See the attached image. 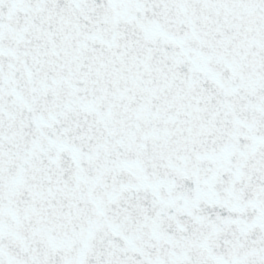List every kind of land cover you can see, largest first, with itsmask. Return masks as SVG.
<instances>
[{
  "label": "snow or ice",
  "instance_id": "6c2138e0",
  "mask_svg": "<svg viewBox=\"0 0 264 264\" xmlns=\"http://www.w3.org/2000/svg\"><path fill=\"white\" fill-rule=\"evenodd\" d=\"M0 264H264V0H0Z\"/></svg>",
  "mask_w": 264,
  "mask_h": 264
}]
</instances>
